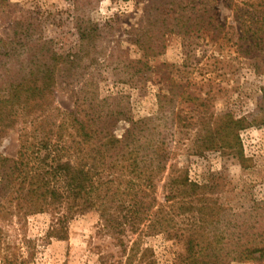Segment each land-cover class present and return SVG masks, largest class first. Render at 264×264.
Listing matches in <instances>:
<instances>
[{
	"label": "trees",
	"instance_id": "trees-1",
	"mask_svg": "<svg viewBox=\"0 0 264 264\" xmlns=\"http://www.w3.org/2000/svg\"><path fill=\"white\" fill-rule=\"evenodd\" d=\"M67 1L70 11L15 21L0 36V141L26 123L18 157L0 151V218L53 212L55 231L61 234L76 216L97 210L119 220L110 231L123 240L124 252L131 251L128 264L139 254L141 240L129 244L137 235L181 240L185 251L178 264L264 260V200L237 210L178 168L161 195L176 126L188 136L185 129L193 128L194 155L235 151L242 165L246 156L239 131L213 126L209 91L203 110L192 115L177 107L180 99L191 97V83L181 75L172 77V65L150 62L166 49L167 37L179 35L183 68L214 76L222 61L214 57V64H204L197 58L202 39L235 47L228 66L241 60L264 79V0H146L145 17L134 35L146 60L131 58L120 45L105 44L112 43L108 36H96L90 14L102 0ZM221 6L233 13L235 24L218 19ZM159 69L158 111L136 121L130 95L112 91L105 73L114 72L120 85L140 89L157 82ZM59 89L71 90L75 111L55 104ZM261 92L255 110L240 119L242 129L264 126V84ZM122 120L132 127L118 137L115 127ZM8 257L5 264H31Z\"/></svg>",
	"mask_w": 264,
	"mask_h": 264
},
{
	"label": "rangeland",
	"instance_id": "rangeland-1",
	"mask_svg": "<svg viewBox=\"0 0 264 264\" xmlns=\"http://www.w3.org/2000/svg\"><path fill=\"white\" fill-rule=\"evenodd\" d=\"M146 4V0H142L141 4L138 0H102L90 14L96 36H108L107 39L112 43L106 40L105 44L120 45L122 49L129 51L131 58L146 60L145 52L134 43L139 22L145 17ZM71 9V2L67 0H0V36L10 32L15 21ZM217 14L221 22L228 19L230 23L235 24L233 13L227 8L221 6ZM50 32V35L55 36L54 31ZM200 42L202 45L197 52V58L200 57L204 64H214V57L222 61L214 69L212 78L202 76L200 70L183 68V39L179 35L167 37L166 49L159 56L152 57L150 62L155 66L172 65L169 70L173 72L172 77L181 75L191 83V97L180 99L178 108L194 111L191 112L192 115L201 112V102L207 99L208 91L211 93V98L207 101L213 126L240 132L246 165H242L235 151L218 150L201 156L194 155L192 150L196 147L195 132L193 128H186L189 136L192 134L189 138L185 133H181L182 126L179 125L175 127V141L170 148L172 157L168 162V171L159 184L160 192L163 195V187L166 186L171 171L178 168L187 171L192 181L211 186V193L222 196L221 202L226 201L229 206L240 210L243 206L251 204L252 200H264V126L242 129L239 123L242 117L255 110L262 96L264 79L255 76L246 63H240L241 60H237L232 69L228 66L234 61L235 47H221L213 42L207 44V41L202 39ZM160 70L154 75L157 82L149 83L140 89L120 85L115 82L117 76L114 72L105 73L112 91H124L130 95L133 108L131 112L136 121L154 116L158 111L157 94L162 77ZM80 87L75 85L76 89ZM70 94V89H59L55 94V104L66 112L76 110L75 100ZM191 98L192 100H189ZM25 124H18L0 141V151L4 155L18 157ZM131 127L130 121L122 120L117 123L115 134L124 137ZM197 129L199 128L195 130ZM56 225L57 215L53 212L26 216L22 220L17 216L12 220L0 218V232L3 238L0 264H5L4 256H9L12 260L15 257L29 259L31 264H128L130 261L131 251L124 252L123 240L120 241V238L110 231L119 227L117 218L101 216L97 210H91L71 220L64 233L58 234L55 231ZM134 240H141V247L133 264H178L180 255L185 251L181 240L169 239L165 235H137L129 243L130 246ZM227 264H264V260L229 261Z\"/></svg>",
	"mask_w": 264,
	"mask_h": 264
}]
</instances>
